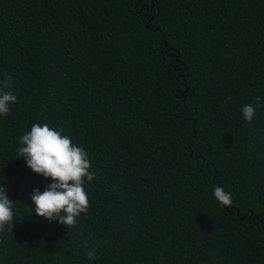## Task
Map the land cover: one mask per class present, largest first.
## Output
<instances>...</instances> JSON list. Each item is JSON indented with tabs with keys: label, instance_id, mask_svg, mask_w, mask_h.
<instances>
[{
	"label": "trees",
	"instance_id": "16d2710c",
	"mask_svg": "<svg viewBox=\"0 0 264 264\" xmlns=\"http://www.w3.org/2000/svg\"><path fill=\"white\" fill-rule=\"evenodd\" d=\"M8 77L0 264H264V103L242 113L264 102V0H0ZM33 123L88 152L70 229L32 211L51 183L17 158Z\"/></svg>",
	"mask_w": 264,
	"mask_h": 264
},
{
	"label": "clouds",
	"instance_id": "9594fccd",
	"mask_svg": "<svg viewBox=\"0 0 264 264\" xmlns=\"http://www.w3.org/2000/svg\"><path fill=\"white\" fill-rule=\"evenodd\" d=\"M11 87V77L0 81V116H7L9 105L17 101L12 92L4 90ZM255 101V104L242 107L243 117L249 123L255 117L256 109L264 103L259 96ZM20 145L17 158L23 157L34 173L51 179L44 191L34 188L30 194L35 204L32 211L49 221L58 220L69 229L74 227L77 218L90 206L84 185L94 179L95 173L89 171L91 162L88 152L73 143L69 136L63 135L61 130L40 123H33L30 131L21 136ZM214 196L222 206L233 203L231 193L220 186L214 188ZM15 218L14 200L7 194L6 187L0 184V233L6 228L12 231ZM87 258L89 261L95 259V250L89 251Z\"/></svg>",
	"mask_w": 264,
	"mask_h": 264
}]
</instances>
